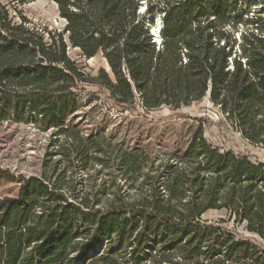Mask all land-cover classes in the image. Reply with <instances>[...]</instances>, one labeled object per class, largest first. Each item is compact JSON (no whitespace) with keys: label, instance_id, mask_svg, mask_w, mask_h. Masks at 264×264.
<instances>
[{"label":"trees","instance_id":"trees-1","mask_svg":"<svg viewBox=\"0 0 264 264\" xmlns=\"http://www.w3.org/2000/svg\"><path fill=\"white\" fill-rule=\"evenodd\" d=\"M50 1L63 32L0 2V127L51 133L43 174L0 199V264H264V162L213 146L197 119L171 123L160 150L71 122L86 85L148 113L209 94L225 127L264 149V0ZM69 49L111 72L86 75Z\"/></svg>","mask_w":264,"mask_h":264},{"label":"rangeland","instance_id":"rangeland-1","mask_svg":"<svg viewBox=\"0 0 264 264\" xmlns=\"http://www.w3.org/2000/svg\"><path fill=\"white\" fill-rule=\"evenodd\" d=\"M0 2L7 5L14 14L16 8L22 10L31 26L40 31H64L66 22L60 17L58 6L50 0H37L23 6L15 4L13 0H0ZM69 55L88 76L96 77L101 69L110 73L109 66L101 53L89 60L77 49H69ZM80 98L81 110L71 122L78 125L86 136L114 134L116 137L125 138L129 143H134L138 137H142L146 140L152 139L156 148L160 150L165 139L171 134V123L178 119H182L178 122L180 124L192 123L191 119H197L204 124L205 137L213 146L248 156L255 162H264V149L249 144L240 134L225 127L208 97L179 111L162 108L149 113L138 107L128 110L119 109L108 93L95 85L83 86ZM50 138L51 133L39 131L31 123L7 121L2 124L0 199L17 195L19 190L17 180L20 175L31 177L43 174L45 160L49 158L47 154L51 152ZM8 178L14 179L15 182H9ZM227 217L225 211L209 212L205 216L209 220L227 219ZM229 225L238 234L247 235L242 226L234 225L233 222Z\"/></svg>","mask_w":264,"mask_h":264},{"label":"water","instance_id":"water-1","mask_svg":"<svg viewBox=\"0 0 264 264\" xmlns=\"http://www.w3.org/2000/svg\"><path fill=\"white\" fill-rule=\"evenodd\" d=\"M144 10H145V8L144 7H142L141 8V12H144ZM157 28H154V27H152L151 28V34L153 35V37H154V41L156 42V43H159V39L158 38H160V36H159V32H160V30H161V28H162V26H163V24H162V22H161V20L160 19H158L157 20ZM109 70H110V68H109ZM110 72H111V70H110ZM210 97V95L208 94V98Z\"/></svg>","mask_w":264,"mask_h":264},{"label":"bare ground","instance_id":"bare-ground-1","mask_svg":"<svg viewBox=\"0 0 264 264\" xmlns=\"http://www.w3.org/2000/svg\"><path fill=\"white\" fill-rule=\"evenodd\" d=\"M142 7H144V5H142ZM162 22V21H161ZM158 24V23H157ZM158 26L156 25L154 28H157ZM160 33V32H159ZM160 40V38H158Z\"/></svg>","mask_w":264,"mask_h":264}]
</instances>
